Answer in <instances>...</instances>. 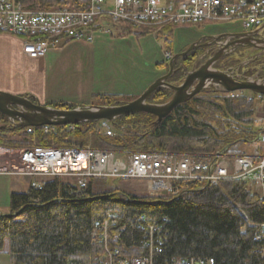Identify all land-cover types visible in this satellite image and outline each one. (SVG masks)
<instances>
[{
    "label": "trees",
    "instance_id": "1",
    "mask_svg": "<svg viewBox=\"0 0 264 264\" xmlns=\"http://www.w3.org/2000/svg\"><path fill=\"white\" fill-rule=\"evenodd\" d=\"M15 2L25 10L41 11L66 5L63 0ZM171 28L132 31L126 27L121 35L166 39ZM164 47L172 53L170 42ZM156 94L161 101L168 97L166 90H156L149 99ZM131 100L94 95L91 105L119 106ZM47 106L57 110L78 107L65 102ZM253 111L244 95L200 94L178 105L155 128L151 127L154 118L147 114L117 118L111 123L112 137L98 130V122L77 125L73 132L56 127L53 133H45L43 128L27 133L26 129L9 127L0 115V127L4 126L0 128V148L75 145L103 153L171 154L214 162L217 156L243 157L241 145L257 144L263 128L255 125ZM118 183L92 179L85 188H78L53 177L41 181L39 188L28 185L23 193H11L8 212H0V254L8 256V264H131L139 258L149 264L191 260L264 264V233L258 230L264 206L246 184L180 183L181 190L172 196L137 195L118 188ZM105 221L109 222L107 241L100 238ZM149 225L157 229L151 237L145 232ZM149 244L160 252L150 251ZM116 250L119 253L114 255Z\"/></svg>",
    "mask_w": 264,
    "mask_h": 264
},
{
    "label": "built area",
    "instance_id": "2",
    "mask_svg": "<svg viewBox=\"0 0 264 264\" xmlns=\"http://www.w3.org/2000/svg\"><path fill=\"white\" fill-rule=\"evenodd\" d=\"M66 5L50 11L23 9L15 0H0V33L20 39L21 53L28 60L45 58L49 50L68 43H90L97 33L111 30H163L165 27L207 24L212 29L228 27L253 32L264 24V0H63ZM82 1L79 5L74 2ZM210 23V24H209ZM236 25L235 27H229ZM174 27V26H173ZM228 30V29H227ZM166 58L170 56L167 54ZM235 92L225 96L238 97ZM247 102L259 121H264V95L248 92ZM75 126L59 127L73 132ZM45 133L56 127H42ZM254 152L249 156L226 158L217 156L214 162L195 160L188 156L171 154H116L93 151L89 146L79 148L33 146L16 150V158L6 161L0 176L23 177L30 186L39 188L40 182L60 177L78 188H85L92 179L117 180L144 184L150 194L179 193L180 183L208 185L222 181H237L247 185L264 206V126ZM34 128H26L32 133ZM98 130L106 137L113 136V127L107 121L98 122ZM11 152V151H8ZM63 156V160L56 159ZM52 160V162H50ZM37 179H40L38 181ZM114 223V222H113ZM105 221L101 236L109 239ZM264 233V220L258 226ZM157 229L146 226L150 237ZM116 237L112 238L115 241ZM150 251L160 252L151 247ZM118 250L113 254L117 255ZM183 264H213L212 260ZM111 264V262L107 263ZM131 264H149L135 259Z\"/></svg>",
    "mask_w": 264,
    "mask_h": 264
},
{
    "label": "crops",
    "instance_id": "3",
    "mask_svg": "<svg viewBox=\"0 0 264 264\" xmlns=\"http://www.w3.org/2000/svg\"><path fill=\"white\" fill-rule=\"evenodd\" d=\"M218 33L225 32L228 27H218ZM113 29L111 34L97 33L90 44L68 43L67 48L72 52L81 51L80 54L91 53L90 61L98 65L95 70L100 80L91 85L90 90H58L46 88L44 72L60 71V57L56 50H49L45 58L38 61L28 60L21 53V45L15 37L0 35V92L32 98L41 105L54 102H65L76 106L88 105L91 96L113 95L123 97L139 96L151 83L161 77L166 69L168 54L172 57L178 51L172 46V53H167L163 45L159 44L152 35L136 38L133 35L117 37ZM122 34V33H121ZM121 37V38H120ZM173 44L174 41H172ZM186 42L179 43V48L184 47ZM61 51V50H60ZM61 56V55H60ZM54 59L53 62L49 60ZM57 57V60H56ZM95 60V61H94ZM51 64V65H50ZM54 78L57 79L58 73ZM62 73V72H61ZM87 74V73H86ZM74 75V74H73ZM52 78V79H54ZM37 80V87L32 88V83ZM85 84V83H84ZM81 85V84H80ZM32 88V89H31ZM12 178V177H8ZM25 181L23 178L20 182ZM14 187H18V181L14 180ZM29 183V184H28ZM20 185V184H19ZM30 185L29 179L25 181L22 189L14 190L13 193H23ZM0 212L7 213L8 205ZM0 264H8V256L0 254Z\"/></svg>",
    "mask_w": 264,
    "mask_h": 264
},
{
    "label": "water",
    "instance_id": "4",
    "mask_svg": "<svg viewBox=\"0 0 264 264\" xmlns=\"http://www.w3.org/2000/svg\"><path fill=\"white\" fill-rule=\"evenodd\" d=\"M264 28V24L257 30L248 34L221 35L215 37L218 40L224 36L235 38L238 45L248 46L253 51L259 50L257 56L264 54V39L256 40L258 32ZM196 43L190 44L187 49L173 55L168 61L169 72L151 83L136 99L125 102L119 106H78L70 110H57L37 101H31L28 97L15 96L0 92V115H2L9 127L12 128H42L77 126L87 123L107 121L112 123L120 117L134 114H147L154 118L151 127L155 128L178 105L186 103L207 87H212L215 93L230 94L248 91L254 94L264 95V76L261 79L253 77L245 81H235L229 75L214 70L213 65L221 59L214 55L203 63L197 70L185 74L179 86L166 83L172 74V62L179 57H184L193 51ZM158 89H164L171 93L168 101L162 104H150L148 99ZM0 128H4L1 126Z\"/></svg>",
    "mask_w": 264,
    "mask_h": 264
},
{
    "label": "rangeland",
    "instance_id": "5",
    "mask_svg": "<svg viewBox=\"0 0 264 264\" xmlns=\"http://www.w3.org/2000/svg\"><path fill=\"white\" fill-rule=\"evenodd\" d=\"M235 26L236 25H231L229 27L232 28ZM171 27H172L171 28L172 31L170 33V36H166V39L161 38V37L159 38V36L155 37L154 35H153V37L155 38V40L159 44L163 45L164 50H165V47H164L165 43L170 42L172 44V46L174 45V47L177 48L176 51H178L175 54L183 52V50L187 49V47L190 44H193L196 40H198L200 37H202L204 35H216L218 33L217 28L212 29L207 24H198L196 26L195 25L194 26H190V25L175 26V25H172ZM115 32L119 33L118 31H115ZM121 33H125L124 30H121L120 33L117 34V37H119V36L125 37L126 36V35H124V36L121 35ZM108 34H111V33H108ZM0 35H6V34L0 33ZM6 36H10V35L7 34ZM127 36H131V35H127ZM10 37H12V36H10ZM144 37H146V36H144ZM125 38H127V37H125ZM139 38H141V37H139ZM16 40L21 42L20 39L16 38ZM172 41H174L175 44H173ZM186 41H187V43L185 44L184 47H181V48L178 47L180 45L179 43H183ZM90 43H87V45ZM66 45L67 44L60 46L58 48L52 49V50H56L57 53L61 55V56L59 55V57L61 58L60 59V63H61L60 64V67H61L60 71L59 72L58 71L44 72L45 70L41 71L47 80L46 81V83H47L46 88L48 90H51V89L75 90L78 88L80 90H90V86L93 84V82L95 85L98 83V81L100 79V76H98L99 74H96V72H95V70L96 71L99 70V69H96L98 67V65L96 63H95V65H93L94 63H92L90 61V56H92L91 53L87 52V54H80L79 52H81V51H79V50L72 52V51H70L72 49L67 48ZM50 58L52 59V57H50ZM56 60H57V57H56ZM49 61L53 62L54 59L49 60ZM1 68L2 67L0 66V71H2ZM164 70H165V68H164ZM57 72L59 74H58L57 79H56L54 77L57 74ZM52 78H54V79H52ZM100 80H105V79H100ZM37 82H39V81L35 80L34 85L32 83V88H33V86H35V89H38ZM89 82H91V85ZM204 95H207V94H204ZM214 95L225 96L224 94H213L212 96H214ZM236 95H244V93H237ZM209 96H211V94H209ZM137 97H130V99L134 100ZM73 105H75V104H73ZM88 105H91V99H90V103ZM83 106H86V105H83ZM255 116L256 115L254 114L255 125L257 127L264 126V121H262V122L259 121ZM255 147H256L255 144H244V145H241L239 150L242 153H244L245 156H249V155H251L252 152H254ZM8 151H11V152H8ZM17 153L18 152L16 150H7V149L0 148V170H4L5 166L7 165L6 161H12L13 159H15ZM8 177H12V178H8ZM22 179H23V177L0 176V209H3L4 207H6V205H8L9 195L11 193H13L14 190L19 189L18 187H20V189H22L23 184L25 185V181L27 180V178H25V181L20 182ZM14 180L18 181V183H17L18 187L17 188L14 187V182H13ZM37 180L40 181V179H37ZM29 182H30V180H29ZM117 186H118V188H120L122 190H125L129 193L137 194V195H157V194H150L147 191V189L145 188L144 184H142V183L138 184L137 182H119Z\"/></svg>",
    "mask_w": 264,
    "mask_h": 264
},
{
    "label": "flooded vegetation",
    "instance_id": "6",
    "mask_svg": "<svg viewBox=\"0 0 264 264\" xmlns=\"http://www.w3.org/2000/svg\"><path fill=\"white\" fill-rule=\"evenodd\" d=\"M232 34H248V32H243L241 29L235 28L228 29L219 34L217 33L216 35H204L200 37L194 42H197V44L192 52L190 51L184 57H179L172 62V74L166 80V83L173 86H179L187 72L197 70L203 63L214 55L221 56V59H219L212 68L229 75L235 81H245L253 77L261 79L264 76V54L262 56H257V54H259V50L253 51L251 47L245 45L240 46L235 38L224 36L218 40L214 39L215 37L221 35ZM255 39H264V28L258 32ZM185 50L186 49H184L183 52ZM167 64L168 61L166 63V69L161 77L167 75L169 72ZM167 93L168 97L165 101H161L157 98L158 94H156L155 97H153V100L148 99L147 102L150 104L165 103L171 97V93ZM241 93L246 94L248 92L243 91ZM200 94L213 95L218 93H215L212 87H207L197 95Z\"/></svg>",
    "mask_w": 264,
    "mask_h": 264
},
{
    "label": "bare ground",
    "instance_id": "7",
    "mask_svg": "<svg viewBox=\"0 0 264 264\" xmlns=\"http://www.w3.org/2000/svg\"><path fill=\"white\" fill-rule=\"evenodd\" d=\"M20 3V2H19ZM228 111V110H227ZM225 112V111H224ZM56 159L58 158L59 160H63V156H56ZM50 162H52V160H50Z\"/></svg>",
    "mask_w": 264,
    "mask_h": 264
}]
</instances>
